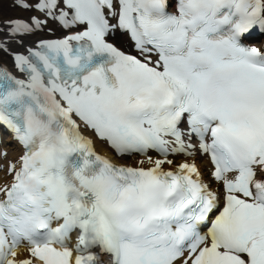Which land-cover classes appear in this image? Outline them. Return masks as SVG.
Listing matches in <instances>:
<instances>
[{"label":"snow or ice","instance_id":"6c2138e0","mask_svg":"<svg viewBox=\"0 0 264 264\" xmlns=\"http://www.w3.org/2000/svg\"><path fill=\"white\" fill-rule=\"evenodd\" d=\"M105 257L264 264V0H0V264Z\"/></svg>","mask_w":264,"mask_h":264},{"label":"bare ground","instance_id":"6f19581e","mask_svg":"<svg viewBox=\"0 0 264 264\" xmlns=\"http://www.w3.org/2000/svg\"><path fill=\"white\" fill-rule=\"evenodd\" d=\"M13 11H14V10H10L9 13H10V12H13Z\"/></svg>","mask_w":264,"mask_h":264}]
</instances>
